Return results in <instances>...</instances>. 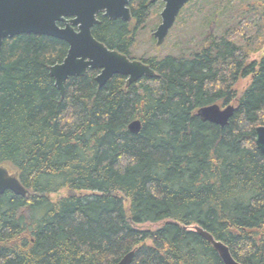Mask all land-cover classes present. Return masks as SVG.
<instances>
[{"label": "trees", "instance_id": "16d2710c", "mask_svg": "<svg viewBox=\"0 0 264 264\" xmlns=\"http://www.w3.org/2000/svg\"><path fill=\"white\" fill-rule=\"evenodd\" d=\"M201 1L177 17L207 12L176 54L135 55L148 19L160 21L148 0H129L130 22L97 15L94 38L156 74L129 86L115 75L98 88V70L87 71L61 97L48 68L65 58V42L3 41L0 165L28 195H0V264H117L132 250L130 264H222L196 227L238 262L264 264V156L253 134L264 126V51L249 62L253 42L221 26L240 24L238 6ZM218 18L220 29L203 33ZM232 102L225 127L195 115Z\"/></svg>", "mask_w": 264, "mask_h": 264}, {"label": "water", "instance_id": "95a60500", "mask_svg": "<svg viewBox=\"0 0 264 264\" xmlns=\"http://www.w3.org/2000/svg\"><path fill=\"white\" fill-rule=\"evenodd\" d=\"M129 0H0V52L3 41L19 35H37L55 38L65 42L68 50L61 63L48 68L49 75L61 97L69 78L83 77L87 71L98 70L95 81L103 87L113 76L126 78V85L136 83L141 78H154L155 72L149 65L131 60L124 54L108 49L92 35V29L99 23L97 15L109 20L131 21ZM190 0H163L160 23L152 33L157 47L164 43L170 29L175 24L180 10ZM1 61V57H0ZM235 110L229 104L223 109L217 104L199 108L195 115L203 122L225 127ZM132 134L140 130V122L128 125ZM254 144L264 156V126L254 128ZM9 191L25 198L28 191L22 186L16 174L0 165V195ZM195 231L215 250L222 264H242L235 260L228 247L201 228ZM134 251L124 255L117 264H130Z\"/></svg>", "mask_w": 264, "mask_h": 264}, {"label": "rangeland", "instance_id": "374dc122", "mask_svg": "<svg viewBox=\"0 0 264 264\" xmlns=\"http://www.w3.org/2000/svg\"><path fill=\"white\" fill-rule=\"evenodd\" d=\"M204 0H202L199 4L201 6V3H203ZM215 1V0H214ZM219 0H217L218 2ZM264 0H233L228 5L234 6V8H237L238 11L242 15L240 19V24L237 23V20L230 19L227 24H221V26H228L230 29L233 30L234 33H239L241 36H245L250 42H253V46L251 48H256L255 51H249L246 50V52H249L247 55L248 61H254L258 60L260 55L264 51V15H262V3ZM155 12L161 11V8H158V6L152 7ZM204 9V8H203ZM206 11H202L201 14L195 18L190 17L188 15L187 11L182 12L180 15L182 20L175 23L176 25L173 26V28L169 31L168 35L166 36L164 43L157 47L155 45V42L150 40L152 38V33L155 31L156 27L160 23L158 22L155 16H151L148 19L147 24L145 25V28L141 29L140 34L138 36V40L135 47V55L136 56H155L160 53H166V52H172L175 54L177 53V47L175 48L176 44L182 43L183 38H188L190 36H193V38H198L194 34V30L197 28L198 22L202 20V18L206 15ZM231 16L234 18L236 15V18L239 16L236 13H230ZM186 17L188 18L186 20ZM220 18V17H219ZM219 18L216 20V22H213L208 24V26L205 28L204 32L207 33H215L217 32V29H220L219 25ZM225 18H228L227 16L221 17L220 20H224ZM185 20V21H184ZM180 23V24H179ZM240 25V26H239ZM249 84V77L240 79L236 85L235 90L237 93H241ZM234 105L235 103H230ZM222 109L225 106H221L218 104ZM65 194V191H61L59 194L52 195L51 199H56L60 196H63ZM149 224H146V226ZM156 225H151V228H155Z\"/></svg>", "mask_w": 264, "mask_h": 264}, {"label": "flooded vegetation", "instance_id": "af4514ba", "mask_svg": "<svg viewBox=\"0 0 264 264\" xmlns=\"http://www.w3.org/2000/svg\"><path fill=\"white\" fill-rule=\"evenodd\" d=\"M194 1H197V0H190L188 3H186L185 5H184V7H182V9L180 10V12L181 11H183V10H185V8H187L190 4H192ZM230 1H233V0H230ZM148 3H149V5L151 6V7H155V6H158V8H161V11L163 10V8H164V2H163V0H148ZM128 4H129V1H128ZM128 6V5H127ZM128 8H129V6H128ZM130 10V9H129ZM160 11V12H161ZM179 16V15H178ZM120 20V19H119ZM213 24H214V22H213ZM208 34H211V35H213V33H208Z\"/></svg>", "mask_w": 264, "mask_h": 264}, {"label": "bare ground", "instance_id": "6f19581e", "mask_svg": "<svg viewBox=\"0 0 264 264\" xmlns=\"http://www.w3.org/2000/svg\"><path fill=\"white\" fill-rule=\"evenodd\" d=\"M132 251H134V250H132Z\"/></svg>", "mask_w": 264, "mask_h": 264}]
</instances>
